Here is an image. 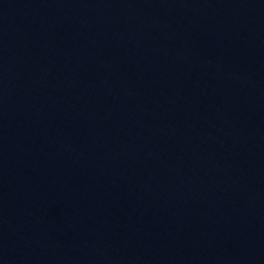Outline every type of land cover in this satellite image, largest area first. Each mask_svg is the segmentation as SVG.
<instances>
[{
  "label": "water",
  "instance_id": "obj_1",
  "mask_svg": "<svg viewBox=\"0 0 264 264\" xmlns=\"http://www.w3.org/2000/svg\"><path fill=\"white\" fill-rule=\"evenodd\" d=\"M0 264H264V0H0Z\"/></svg>",
  "mask_w": 264,
  "mask_h": 264
}]
</instances>
